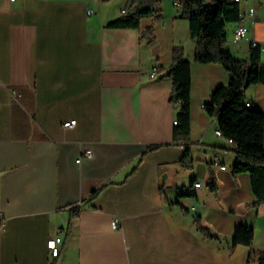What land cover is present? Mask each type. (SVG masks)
<instances>
[{"label":"crops","instance_id":"1","mask_svg":"<svg viewBox=\"0 0 264 264\" xmlns=\"http://www.w3.org/2000/svg\"><path fill=\"white\" fill-rule=\"evenodd\" d=\"M160 1L161 16L140 28H110L127 0H0V264H258L264 202L251 175L233 171L236 147L216 135L217 118L202 107L229 73L196 60L181 7ZM240 6L249 31L235 42L239 22L229 24L225 48L248 59L264 42V0ZM178 45L192 71L191 134L180 142L167 75ZM245 97L264 112V83ZM86 148L93 154L78 164ZM186 150L191 170L181 165ZM197 217L215 238L197 229ZM240 224L255 237L232 248ZM55 234L63 243L51 260Z\"/></svg>","mask_w":264,"mask_h":264},{"label":"trees","instance_id":"2","mask_svg":"<svg viewBox=\"0 0 264 264\" xmlns=\"http://www.w3.org/2000/svg\"><path fill=\"white\" fill-rule=\"evenodd\" d=\"M109 2L111 0H99ZM181 7V17L188 19L191 35L197 39L196 60L202 63H220L229 73V82L217 87L205 102V109L216 116L224 137L232 139L238 157L233 171L251 175L253 191L259 202H264V112L246 106L245 92L251 85L264 83V64L260 44H252L248 59H237L225 48L228 25L241 20L240 2L233 0H175ZM160 0H127L125 11L110 21V28H140L143 19L157 18L162 14ZM152 29L143 31L147 37ZM148 42L154 41L149 36ZM173 86L170 100L177 106L174 137L177 141L189 139L191 134V62L185 59L183 46H174L172 63L167 71ZM194 159L186 150L181 165L185 170L194 167ZM211 189L215 180L211 178ZM197 229L207 238L215 234L195 218ZM255 237L254 228L237 225L232 236V248L250 246ZM252 258L253 256L250 255ZM264 264V252L258 257Z\"/></svg>","mask_w":264,"mask_h":264},{"label":"built area","instance_id":"3","mask_svg":"<svg viewBox=\"0 0 264 264\" xmlns=\"http://www.w3.org/2000/svg\"><path fill=\"white\" fill-rule=\"evenodd\" d=\"M233 1L241 2V0H233ZM124 11H125V9H123V12ZM92 13H93V10H88V14H92ZM248 15L250 17H252V18H254L256 16V9H255V7L250 8V10L248 12ZM244 19H245V17L242 14L241 20L239 21V24L236 27L235 32H234V40H235V42H241V41H243L245 39L248 31H249V28L245 24ZM253 44H260L261 52H262V54H264V42H254ZM159 71H160V66L159 65L154 66L153 69H152V71H151L150 76L152 78L156 77L158 75ZM11 92H12L11 94H12L13 99L16 102H19V99L22 96V94L19 91L15 90V89L12 90ZM246 106L251 107L252 105H251L250 102L246 101ZM202 107L205 108V104H203ZM75 124H76V120H71V121L65 122L64 123V127L68 128V127L74 126ZM174 124L175 125H178V120L177 119H175ZM215 133L218 136L224 137L223 130L221 128H219L218 126H217V128L215 130ZM227 140L230 143L234 144V142H233L232 139L229 138ZM92 154H93L92 149L86 148V149L83 150L81 156H79L77 158L76 162L78 164H80L84 156H91ZM194 186L196 188H201L203 185H202L201 182H195L194 183ZM191 209L193 211H196L197 210L196 204H193V206L191 207ZM119 223H120V219L119 218H114L113 219V225L115 227ZM5 226H6V222H5L2 214L0 213V227L1 228H5ZM62 243H63V236L61 234H55L54 236H52L48 240L47 245H48V248H49V251H50V258H51V260L59 257V255L61 253V245H62Z\"/></svg>","mask_w":264,"mask_h":264}]
</instances>
